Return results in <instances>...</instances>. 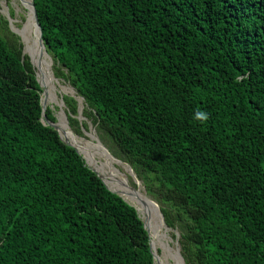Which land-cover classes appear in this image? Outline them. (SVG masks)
Listing matches in <instances>:
<instances>
[{
    "label": "trees",
    "instance_id": "1",
    "mask_svg": "<svg viewBox=\"0 0 264 264\" xmlns=\"http://www.w3.org/2000/svg\"><path fill=\"white\" fill-rule=\"evenodd\" d=\"M32 2L52 75L177 230L184 264H264V0ZM7 24L0 264H155L135 208L42 121L35 67ZM61 98L69 126L86 128Z\"/></svg>",
    "mask_w": 264,
    "mask_h": 264
},
{
    "label": "rangeland",
    "instance_id": "2",
    "mask_svg": "<svg viewBox=\"0 0 264 264\" xmlns=\"http://www.w3.org/2000/svg\"><path fill=\"white\" fill-rule=\"evenodd\" d=\"M11 11H12L13 15L9 14V12H11ZM0 15H3L7 18V20H8L7 29L11 30L12 32H14L16 30L19 33L20 40L23 43V52L25 54H28V51L26 50L25 39L23 37V34H21L22 29L27 22L28 13L25 10V8L22 6L20 0H0ZM31 27H32V25H31ZM31 29H32V31H30V30L25 31V33L27 34V35L26 34L25 35L29 39L28 40L29 43L32 42L34 37L37 40V32L35 31L34 28H31ZM48 62H49V75L51 76L49 79V82L52 86V90L50 91L47 99L45 98L44 100L46 101V105H49L52 108L53 114L55 115L57 121L59 122L60 119L63 120L65 118V122H66V124H67V126L71 132L66 130L64 123H63V128L70 135H76L77 137H81V138H85V139H92L94 141H95V138L98 139L97 141H99V144L101 143L108 150L109 154L113 158L118 160V162H120V164H117V163L114 164L115 167L118 169V174H116L115 177L116 176L117 177L118 176L123 177L121 175L123 173L125 178L124 177L120 178V180L125 179L126 184L131 186L132 188L140 187L141 191L144 192V194L146 195L142 181L139 178H137V176L134 174V172L132 171L130 166L127 163H125L124 161H122L119 157H117V153L111 147L110 143L102 137L100 132L96 131L95 127L92 126L90 119H88L82 115V111L84 109V103H83L82 99L80 97H78L77 95H75L74 90L68 85L67 82H65L61 79L55 78L52 75L51 61H50L49 57H48ZM35 74H36V77L38 79L39 77H38L36 69H35ZM62 95H68V96H74L75 97V99L77 101V114L75 116L80 123L84 122L86 124V128L83 127L79 132H76L69 126L68 121H67V116H66L67 110H66L64 103L62 102V98H61ZM42 97H44L43 94H42ZM90 131H93V133H94L93 135L96 136V137L94 136L95 138H93V135L89 136ZM86 132H87V135H86ZM80 154L82 155L84 160L87 159L84 157V155L82 153H80ZM87 160H86V164L91 166L92 162L89 160L91 162V163H89ZM125 165L128 167V170L125 167ZM91 167H93V164ZM110 180H111V177L108 176L107 181L109 182ZM104 181H105V179H104ZM105 183H106V181H105ZM107 186H108V184H107ZM146 196H148V195H146ZM125 200L127 202H129L127 199H125ZM130 204H132V203H130ZM139 216L141 217V219H143L142 214L139 213ZM161 226L163 228V232L156 239L158 245L155 243L156 248H158V251L160 252V253L158 251L156 252V259L158 261V264H163V259L168 264L169 263L170 264H176V258H177L176 256L178 254L176 239L178 237V232L176 229L175 230L171 229V228L166 229L162 223H161ZM167 254H170L174 258L175 263L172 260V258H170V256H168L167 258H164L167 256Z\"/></svg>",
    "mask_w": 264,
    "mask_h": 264
},
{
    "label": "bare ground",
    "instance_id": "3",
    "mask_svg": "<svg viewBox=\"0 0 264 264\" xmlns=\"http://www.w3.org/2000/svg\"><path fill=\"white\" fill-rule=\"evenodd\" d=\"M28 1L29 0H22V2ZM31 24L32 20L29 17L25 26L22 29L21 34H23V37L26 42V50L28 51V53H30L32 60L36 65L37 74L39 77L38 80L42 83L43 88L45 89L46 95L44 99H47L50 91L52 90V86L49 82L51 76L49 75L48 56L45 55V53L40 54V48L36 43L37 40L35 39V37L33 38L31 43L28 42L29 39L27 38V34L25 33V31H32ZM63 123H65V121L62 119H60L57 123V126L59 127L62 133V137L65 138L69 143L74 145L77 150L84 155L85 158L92 162L93 168L104 177L109 188L120 192L125 199H127L137 208L138 212L142 214V217L146 218V224L149 229V236L151 238L152 247L157 252L158 248H156V244L158 245V243L156 239L162 234L163 228L161 226L160 219H158L157 221L154 217L156 210L154 205L149 201L148 196H146L144 192L141 191L140 187L134 188V191L130 190L125 182V179L120 180V178L123 177H115V175L118 174V169L115 167L114 164H120V162H118V160L113 158L110 154L105 151V149L100 146L99 142L96 140L91 131L89 132V136L93 135L95 141L92 139H85L77 137L76 135L68 134L63 128ZM125 167L128 170V167L126 165ZM108 176L111 177V180L109 182L107 181ZM168 256H170V258H173L170 254H167V256L164 258H167ZM176 257V264H179L180 260L178 258V254ZM163 264L168 263L163 259Z\"/></svg>",
    "mask_w": 264,
    "mask_h": 264
},
{
    "label": "water",
    "instance_id": "4",
    "mask_svg": "<svg viewBox=\"0 0 264 264\" xmlns=\"http://www.w3.org/2000/svg\"><path fill=\"white\" fill-rule=\"evenodd\" d=\"M20 2H21V4H22V6L25 8V10L27 11V13H28V18L30 17L31 18V20H32V28H34V29H36L37 30V32H38V34H37V45H38V47L40 48V54H43V53H45V55H47V53H46V51L44 50V46H43V42H42V39H41V31H40V27H39V23H38V21H37V17H36V11H35V8H34V5H33V2H32V0H29L28 2H22V0H20ZM28 20V19H27ZM15 33H17L18 35H19V33L15 30L14 31ZM28 55H29V58H30V61H31V63L33 64V66L35 67V69H36V65L34 64V62H33V60H32V57H31V55H30V53H28ZM48 56V55H47ZM37 70V69H36ZM37 81H38V83H39V85H40V87L42 88V94L43 95H46L45 94V89L43 88V85H42V83L37 79ZM41 105H42V121H44V122H46L48 125H50L51 127H53L57 132H58V135H59V137L62 139V141L64 142V143H66L67 145H69V146H71L72 148H74L75 150H76V152L77 153H79V151L77 150V148L74 146V145H72L71 143H69L65 138H63L62 137V133H61V131H60V129H59V127L57 126V123H58V121H56V122H50V121H48L47 119H46V117H45V114H44V110H45V106H46V101L42 98L41 99ZM64 121H65V118L63 119ZM66 123V122H65ZM96 140H98V139H96ZM103 146V145H102ZM103 148L105 149V151L109 154V152H108V150L103 146ZM80 154V153H79ZM81 157H82V155H81ZM83 158V157H82ZM85 164H86V160H85ZM87 165V167L89 168V169H91L101 180H102V182L104 183V185L109 189V190H111L112 192H114V193H116V194H118V195H120L123 199H124V197L122 196V194L120 193V192H118V191H115V190H113V189H111V188H109L108 186H107V184L105 183V181H104V177L101 175V174H99L98 172H96V170L93 168V167H91L90 165H88V164H86ZM128 188L130 189V190H132V191H134V188H132L131 186H129L128 185ZM148 199H149V201L154 205V207H155V210H156V212H155V214H154V217H155V219L158 221V219H160V221H161V223L162 224H164V226H165V228L166 229H170L165 223H164V220H163V216H162V213H161V211H160V208H159V206H158V204L156 203V201H154L152 198H149L148 197ZM125 200V199H124ZM126 201V200H125ZM127 202V201H126ZM129 203V202H128ZM130 204V203H129ZM132 205V204H131ZM133 206V205H132ZM134 208H135V210H136V212L138 213V210H137V208L135 207V206H133ZM138 215H139V213H138ZM140 217V216H139ZM141 218V217H140ZM142 222H143V227L145 228V230H146V232H147V234H148V236H149V229H148V226H147V224H146V218H143L142 219ZM176 243H177V241H176ZM149 248H150V251H151V253H152V257H153V259H154V261H155V264H158V261H157V259H156V250L152 247V245H151V241H150V237H149ZM177 250H178V258H179V260H180V262H181V264H184V260H183V258H182V256H181V254H180V252H179V248H178V246H177ZM172 260L174 261V259L172 258ZM180 262H179V264H180ZM174 263H175V261H174ZM178 264V263H177Z\"/></svg>",
    "mask_w": 264,
    "mask_h": 264
}]
</instances>
